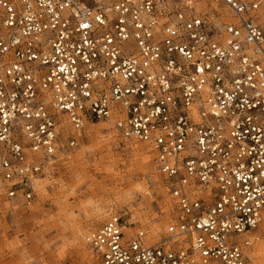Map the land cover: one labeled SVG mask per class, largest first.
<instances>
[{"label": "built area", "instance_id": "2783aa9c", "mask_svg": "<svg viewBox=\"0 0 264 264\" xmlns=\"http://www.w3.org/2000/svg\"><path fill=\"white\" fill-rule=\"evenodd\" d=\"M260 0H0V202L33 201L61 117L149 146L173 200L149 244L112 214L97 264H249L264 231Z\"/></svg>", "mask_w": 264, "mask_h": 264}, {"label": "rangeland", "instance_id": "374dc122", "mask_svg": "<svg viewBox=\"0 0 264 264\" xmlns=\"http://www.w3.org/2000/svg\"><path fill=\"white\" fill-rule=\"evenodd\" d=\"M260 1L257 23L264 28ZM72 133L59 128L55 155L34 182L30 204L0 202V264H97L85 238L112 214L127 221L128 237L142 230L155 244L167 236L174 205L151 148L106 122L85 123L69 146ZM257 233L253 244L264 238Z\"/></svg>", "mask_w": 264, "mask_h": 264}, {"label": "bare ground", "instance_id": "6f19581e", "mask_svg": "<svg viewBox=\"0 0 264 264\" xmlns=\"http://www.w3.org/2000/svg\"><path fill=\"white\" fill-rule=\"evenodd\" d=\"M68 127H69V124H68L67 120L65 119V117H61V124H60L59 128H68ZM103 214H105V216H107L106 213L103 211L97 212V215H103ZM259 233H261V231H259L257 234H259ZM154 242L155 241H151V243H154ZM251 251H252V253H251ZM250 253H251V257L249 260V264H250V262H251V264H259V261H257L258 258L260 260L261 259L264 260V238H262V239L258 238L257 241L255 242V244H253V246L247 250L248 258H249Z\"/></svg>", "mask_w": 264, "mask_h": 264}]
</instances>
